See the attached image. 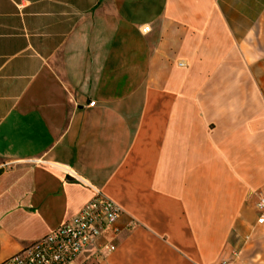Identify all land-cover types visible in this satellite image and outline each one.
I'll return each instance as SVG.
<instances>
[{"label": "crops", "instance_id": "crops-1", "mask_svg": "<svg viewBox=\"0 0 264 264\" xmlns=\"http://www.w3.org/2000/svg\"><path fill=\"white\" fill-rule=\"evenodd\" d=\"M94 188L111 264H264V0H0V264Z\"/></svg>", "mask_w": 264, "mask_h": 264}, {"label": "built area", "instance_id": "built-area-1", "mask_svg": "<svg viewBox=\"0 0 264 264\" xmlns=\"http://www.w3.org/2000/svg\"><path fill=\"white\" fill-rule=\"evenodd\" d=\"M93 191V199L79 214L1 264H77L90 253L96 264H111L109 256L116 251L122 209L101 190ZM257 209L264 212L263 198ZM263 223L264 216L259 224Z\"/></svg>", "mask_w": 264, "mask_h": 264}, {"label": "rangeland", "instance_id": "rangeland-1", "mask_svg": "<svg viewBox=\"0 0 264 264\" xmlns=\"http://www.w3.org/2000/svg\"><path fill=\"white\" fill-rule=\"evenodd\" d=\"M241 1V0H239ZM236 2H238V0H236ZM246 47L247 48H250L251 50V54L253 57L255 58H252L251 60V66H252V69H254V71H258V62H259V59H258V56H259V44H255V43H251V44H246ZM236 52L237 54L240 56L241 58V62L243 61V44H238L236 46ZM256 75L254 76L256 79L259 78L258 76V72H255ZM258 82V80L256 81ZM255 82L253 81V76H252V84H254ZM238 93V92H236ZM258 92L255 88V90H251V96L250 98H258ZM246 92H245V97H246ZM248 98V96H247ZM244 254L245 255H248L249 259L250 260H253L254 257H256V261H263L261 260L260 258H258L256 255L257 253H260L263 249H264V240L262 242H257L255 244L252 245H244Z\"/></svg>", "mask_w": 264, "mask_h": 264}]
</instances>
